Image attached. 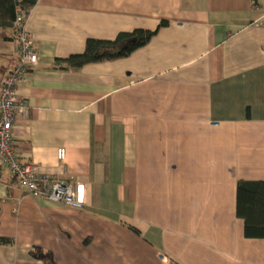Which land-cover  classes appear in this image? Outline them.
Segmentation results:
<instances>
[{
	"label": "crops",
	"instance_id": "obj_1",
	"mask_svg": "<svg viewBox=\"0 0 264 264\" xmlns=\"http://www.w3.org/2000/svg\"><path fill=\"white\" fill-rule=\"evenodd\" d=\"M163 20L129 56L55 67ZM26 27L39 62L15 150L84 207L29 195L3 166L0 264H49L36 247L56 264H264L237 216L238 182L264 180V0H36ZM19 61L0 30V88Z\"/></svg>",
	"mask_w": 264,
	"mask_h": 264
},
{
	"label": "trees",
	"instance_id": "obj_2",
	"mask_svg": "<svg viewBox=\"0 0 264 264\" xmlns=\"http://www.w3.org/2000/svg\"><path fill=\"white\" fill-rule=\"evenodd\" d=\"M255 3L257 0H253ZM36 0H0V30L12 31L16 38V19L19 13L27 17ZM169 24L163 20L155 30L136 28L122 31L114 39L87 40L83 53L72 54L67 58L55 60V67L60 69H79L86 64L113 60L129 56L138 48L146 45L160 28ZM237 216L245 223V236L264 239V180H241L237 187ZM137 230V229H135ZM137 232H139L137 230ZM14 239L0 237V245H13ZM32 255L56 264L53 253L36 247Z\"/></svg>",
	"mask_w": 264,
	"mask_h": 264
},
{
	"label": "built area",
	"instance_id": "obj_3",
	"mask_svg": "<svg viewBox=\"0 0 264 264\" xmlns=\"http://www.w3.org/2000/svg\"><path fill=\"white\" fill-rule=\"evenodd\" d=\"M26 23V16L19 13L16 19V40L20 61L6 75L0 88V174L2 167H7L17 184L29 195L83 208L84 203L77 197L72 181L40 173L34 164L21 161L15 150L13 125L16 115L18 112L27 113L26 100L20 95L19 87L26 80L30 68L39 62ZM57 154L64 161L67 149L61 147Z\"/></svg>",
	"mask_w": 264,
	"mask_h": 264
}]
</instances>
